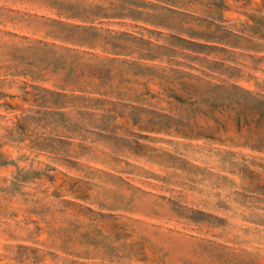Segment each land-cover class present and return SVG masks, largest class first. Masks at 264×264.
<instances>
[{"label": "rangeland", "instance_id": "obj_1", "mask_svg": "<svg viewBox=\"0 0 264 264\" xmlns=\"http://www.w3.org/2000/svg\"><path fill=\"white\" fill-rule=\"evenodd\" d=\"M0 264H264V0H0Z\"/></svg>", "mask_w": 264, "mask_h": 264}]
</instances>
